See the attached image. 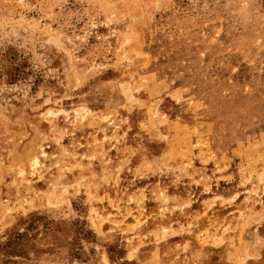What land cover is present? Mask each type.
Listing matches in <instances>:
<instances>
[{
    "label": "rangeland",
    "instance_id": "374dc122",
    "mask_svg": "<svg viewBox=\"0 0 264 264\" xmlns=\"http://www.w3.org/2000/svg\"><path fill=\"white\" fill-rule=\"evenodd\" d=\"M0 264H264V0H0Z\"/></svg>",
    "mask_w": 264,
    "mask_h": 264
}]
</instances>
